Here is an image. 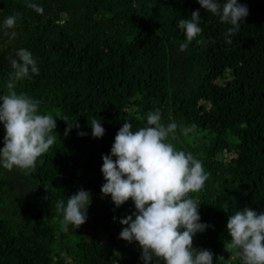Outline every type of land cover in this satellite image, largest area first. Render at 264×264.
<instances>
[{"label": "trees", "instance_id": "1", "mask_svg": "<svg viewBox=\"0 0 264 264\" xmlns=\"http://www.w3.org/2000/svg\"><path fill=\"white\" fill-rule=\"evenodd\" d=\"M238 3L249 14L229 44L231 25L198 0H0V95L10 58L27 49L40 72L19 81L17 93L40 100V114L58 111L80 126L65 135L66 122L56 118L55 144L33 172L13 175L15 193L0 177V264H144L138 242L119 238V220L136 211L134 202L116 208L102 195L101 167L123 123L136 131L156 109L163 124L180 126L167 142L209 173L204 188L189 193L200 203V222L210 225L193 246L210 250L213 264H242L224 243L229 215L244 207L264 212V0ZM197 9L202 32L180 51L179 20ZM12 15L10 39L3 22ZM92 119L105 129L100 138L91 135ZM50 184L56 189L46 191ZM80 188L91 203L76 229L55 205Z\"/></svg>", "mask_w": 264, "mask_h": 264}, {"label": "clouds", "instance_id": "2", "mask_svg": "<svg viewBox=\"0 0 264 264\" xmlns=\"http://www.w3.org/2000/svg\"><path fill=\"white\" fill-rule=\"evenodd\" d=\"M198 3L221 22L231 25L226 32V42L231 44V37L238 33L241 22L249 14L247 5L238 0H226L222 5L217 0H198ZM27 7L43 13L36 4L29 3ZM17 18L12 15L3 22L5 35L10 39L16 36L15 31L8 30L17 26ZM199 23V9L191 13L190 19L179 20L178 26L186 37L179 46L180 51L187 50L201 34ZM15 55L17 58H10L12 72L6 83V94L0 95V122L5 130L0 165L9 171L18 168L27 175L35 170L38 158L55 144L57 117L67 124L65 135L73 126H80L69 124L68 118L58 111L55 115L40 114V100L27 93H17V83L31 79L32 74L39 75L40 69L29 50L21 48ZM161 121L162 114L156 109L147 113L145 126L136 131L132 130V123H123L110 154L102 155L101 172L106 182L101 193L104 197L110 195L116 208L129 199L134 202L136 211L119 220L125 225L119 238L129 243L138 242L144 264H213L210 250L193 246L194 236L210 225L200 222V203L189 195L204 188L209 173L193 154L177 150L167 142L170 134L175 138L180 126L175 122L165 125ZM89 125L94 138L104 135L100 121L92 119ZM86 134L78 132L81 136ZM44 186L46 191L52 187L51 184ZM90 203L91 193L80 188L69 195L66 205L61 200L55 207L62 214L65 226L78 229L87 221ZM226 229L230 241L224 243V247L228 252L235 251L242 264H264V212L244 207L228 216ZM223 258L219 256L217 261Z\"/></svg>", "mask_w": 264, "mask_h": 264}, {"label": "rangeland", "instance_id": "3", "mask_svg": "<svg viewBox=\"0 0 264 264\" xmlns=\"http://www.w3.org/2000/svg\"><path fill=\"white\" fill-rule=\"evenodd\" d=\"M2 147H3V141L0 140V148H2ZM16 172H22V171L19 170L18 168H13L11 171H9V170L3 168L2 165H0V177L6 182L5 184L12 191L14 190V193L16 191V185L18 183L17 179L14 177L16 175Z\"/></svg>", "mask_w": 264, "mask_h": 264}]
</instances>
